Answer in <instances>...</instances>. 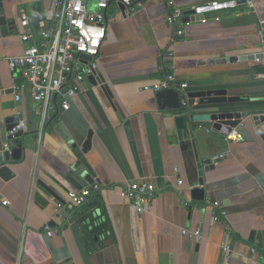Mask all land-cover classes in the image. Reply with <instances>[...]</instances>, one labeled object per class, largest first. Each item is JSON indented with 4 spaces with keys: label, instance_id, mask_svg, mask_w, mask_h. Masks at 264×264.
I'll list each match as a JSON object with an SVG mask.
<instances>
[{
    "label": "crops",
    "instance_id": "1",
    "mask_svg": "<svg viewBox=\"0 0 264 264\" xmlns=\"http://www.w3.org/2000/svg\"><path fill=\"white\" fill-rule=\"evenodd\" d=\"M174 1L189 17L179 22L186 33L174 44L166 0H134L132 15L113 2L106 10V38L97 59L111 93L86 81L70 109L44 119L28 94L14 99L13 86L22 79L7 58L24 50L20 14H31L32 28L39 31L41 21L52 23L54 0H2L8 28L0 13V121L23 120L27 143L21 158L9 162L14 176L0 178V264H193L194 256L196 264H264V139L258 133L264 122L257 124L256 113L248 115L232 130L235 139L202 123L180 132L173 117L159 108L156 92L144 89L162 79L172 61L178 87L226 89L243 98L198 111H264V57L229 60L264 54V0H253V7L242 3L206 21L192 17L193 7L208 0ZM91 130L86 157L98 181L92 184L74 169ZM1 133L0 151L14 148V143H2ZM224 152L225 157L214 159ZM209 160L214 166H208ZM198 162L208 167L203 201L193 198ZM68 176L83 188L97 184L99 189L85 204L59 214L60 200L68 198L69 190H80ZM141 179L153 182L156 193L138 213L122 191ZM38 193L46 205L37 200ZM217 201L219 208L213 206ZM97 205L109 217L114 238L91 236L88 231L95 226L81 222L79 215ZM46 225L57 231L49 236ZM183 229H199L201 235Z\"/></svg>",
    "mask_w": 264,
    "mask_h": 264
},
{
    "label": "built area",
    "instance_id": "2",
    "mask_svg": "<svg viewBox=\"0 0 264 264\" xmlns=\"http://www.w3.org/2000/svg\"><path fill=\"white\" fill-rule=\"evenodd\" d=\"M113 2L124 3L127 15L136 13L134 0H54L52 23L46 25L41 21L40 30L36 31L32 28L35 18L23 11L20 14V25L24 29L20 34L23 53L7 58L11 71L22 79L16 81L13 86L14 99L20 101L28 94L40 105L44 119L51 117L52 114H59L60 107L63 111L70 109L71 99L87 81V77L99 67L97 59L107 30L106 10ZM166 3L168 6L166 21L174 30L170 43L174 44L186 33L183 24L178 22L185 13L175 5L174 0H166ZM242 3L254 6L253 0H208L194 6L193 15L199 16L201 21H206L210 15H215V19H218L220 11L237 8ZM83 54L91 58L85 59ZM170 56L173 57L172 51ZM172 87L178 89L180 87V90L185 92L188 84L180 83L178 87L175 65L169 61L167 74L159 81L146 85L144 89L157 92ZM186 101V95L183 94V104ZM24 125L25 122L19 120L12 132L23 129ZM235 138H238L236 131L228 135V139ZM2 153L0 151V157ZM225 156L226 152L215 156L214 159L217 161ZM182 182V179L178 180L179 184ZM97 189L99 185L95 184L91 188L69 190L68 198L58 203V209L74 210L85 204L92 192ZM155 193L156 185L147 179H141L129 183L122 191V196L132 202L137 212L141 213ZM3 203L8 204V201ZM219 205L218 201L213 203L216 208H219ZM45 230L49 236L57 231L50 225H46ZM183 233L197 237L201 235L199 229L195 231L183 229ZM254 250L251 248L252 252ZM231 251L232 247L227 243L224 246L227 258L230 257Z\"/></svg>",
    "mask_w": 264,
    "mask_h": 264
},
{
    "label": "water",
    "instance_id": "3",
    "mask_svg": "<svg viewBox=\"0 0 264 264\" xmlns=\"http://www.w3.org/2000/svg\"><path fill=\"white\" fill-rule=\"evenodd\" d=\"M120 8L123 12L126 10V5L124 3H119ZM0 13L2 14L1 22L4 26V30L8 28V21L4 15L3 2L0 0ZM212 16V15H210ZM189 17L184 16L178 22H186ZM194 19H199V16L193 15ZM85 59H90L91 57L83 54ZM249 56V57H247ZM264 57V54L256 53L251 55H241V56H232L229 57V60H246L251 59H261ZM87 81L89 84H101V86L107 90L108 93H111L108 84L106 83L105 78L99 72V69L95 70L92 75L87 77ZM183 94L186 95V103L183 104ZM156 98L158 101V106L161 110L165 111L166 115L169 117H173L174 123L177 129L180 132L187 131L190 123H202L206 125L208 128H211L215 131L220 132L223 135H228L232 132L233 129L237 128L239 125L243 124V120L248 115H252L256 113L258 116L256 117L257 124L264 122V111H198L199 109H203V107L214 106L223 103H233L242 101L243 98L241 96H233L228 95V91L226 89H206V90H194V91H185L184 93L175 87L163 89L156 92ZM63 110L60 107V113ZM18 118L14 116L7 117L0 121V130H2L1 138L3 144H9V142L14 143V148H4L2 157L0 158V178L2 180H8L12 176H14V172L9 167V162L11 159H20L22 156L23 150L26 148L27 141L25 140V132L24 129H20L16 132H12V129L17 125ZM258 133L264 139V130L259 128ZM92 134L93 131H89L86 141L81 147V152L77 153V162L74 165V169L78 176L84 179L88 183H94L96 179V173L88 161L86 157V153L90 150L92 144ZM8 146V145H7ZM85 155V156H84ZM208 166L212 167L214 164L211 160L208 161ZM199 168V186H197L193 190V198L196 201H203L205 199V191L203 189L204 185V177L203 170L208 167H203L201 162H198ZM67 180L70 181L76 188L82 189L83 184L78 180L71 176L67 177ZM98 182V181H97ZM65 188L64 185H61ZM45 188L51 193L52 196L60 197L57 193L45 185ZM37 200L46 205L48 200L43 197L41 194L36 195ZM64 202V200H60ZM68 213L67 210L61 209L59 214ZM196 257L194 256L193 264H196ZM264 263V259H262Z\"/></svg>",
    "mask_w": 264,
    "mask_h": 264
},
{
    "label": "trees",
    "instance_id": "4",
    "mask_svg": "<svg viewBox=\"0 0 264 264\" xmlns=\"http://www.w3.org/2000/svg\"><path fill=\"white\" fill-rule=\"evenodd\" d=\"M92 208H93L92 210L88 209V211L79 215L81 222H85L89 224V226H93V227L95 226L93 231L91 232L88 231L89 235H91L92 233L100 234L102 235L105 241L108 240L109 238H114L112 223L109 217L107 216V214L105 213V211L98 205L93 206ZM96 215H98V217ZM95 216L97 217V220L95 219Z\"/></svg>",
    "mask_w": 264,
    "mask_h": 264
}]
</instances>
